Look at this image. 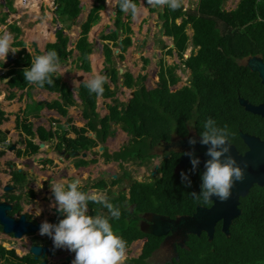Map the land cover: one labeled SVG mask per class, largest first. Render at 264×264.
I'll return each instance as SVG.
<instances>
[{
    "label": "trees",
    "instance_id": "trees-1",
    "mask_svg": "<svg viewBox=\"0 0 264 264\" xmlns=\"http://www.w3.org/2000/svg\"><path fill=\"white\" fill-rule=\"evenodd\" d=\"M99 1V0H97ZM225 0H199L193 12H187L182 9L172 11L165 6L164 12H161V29L163 35L172 36L174 47L178 56L182 58L187 47L188 36L185 32L187 22L191 23L193 35L191 43L198 46L196 53L183 59L185 68L189 69L191 76L186 84L175 90L171 86L175 85L180 76L176 73L177 65L171 64L166 67L167 76L163 78L158 85L147 90L143 80L145 75H139L137 79L132 77L129 71H124L123 86L132 88L136 86L133 96L128 102H120L116 97V86L111 88L108 83L104 85V97H112L114 105H109V113L104 117H99L95 112V100L97 95L89 93L85 83L80 85L78 93L84 104L83 115L89 117L85 127L72 126L71 130L75 133L74 138L66 136L67 132H56L58 139L56 149H76L91 148L96 146V140L104 142L107 135L114 134V128L111 123L119 125L121 129L130 135L129 143L141 144L147 140L152 142H167L171 132L176 131L179 135H184L189 131L188 127L193 126L194 130L201 136L204 123L208 119H213L218 127L223 128L227 125L230 135L228 140L234 137L240 130H253L256 127L264 132V118L260 115L246 111L239 103V96L252 97L264 92V86L259 82L256 72L249 69L248 66L238 63V59L245 55H257L260 53L264 58V0H240L232 10L223 9ZM13 0H5V4L12 8ZM138 5V0H133ZM102 5L96 6L88 14L87 19L82 24V30L76 43V48L80 52L78 59L81 61L83 69L89 70L88 56L92 51V45L87 40L89 28L97 21L99 15L97 10ZM155 9V8H154ZM153 9V10H154ZM79 0H58V6L55 10L59 21H72L79 13ZM151 10V11H153ZM184 12L186 14H184ZM123 12L117 4V12L114 21L115 29L107 35L111 37L113 43L121 28L124 37L121 40L119 57L123 58V51L131 45L130 20L122 19ZM129 12L127 17H130ZM185 16L187 18H185ZM183 18L177 24V18ZM56 41L46 45V53L55 50L58 53L60 64L65 62L70 50L67 49L68 36L61 29L57 30ZM106 36V35H104ZM110 40V38H108ZM112 48L106 43L103 46V52L106 60L112 65ZM168 48V53H171ZM21 57L15 61L16 67L5 72V77L11 76L8 84L10 87L20 89L31 87L32 85L24 80L23 70L31 67L32 56L25 52H20ZM147 62V59H145ZM114 76L113 81L117 79V69L112 65ZM54 84L49 86L45 84L43 89L48 91H60L63 103L54 100L52 105L61 113L66 112V107L74 104L72 92L68 86L61 81L56 73L53 75ZM155 79V77H153ZM115 85V84H114ZM13 93L10 94L12 96ZM9 96V97H10ZM115 97V98H114ZM264 97L262 96L261 99ZM121 107V108H119ZM0 110V118L3 117ZM100 124V127H97ZM22 131L29 137L34 133L30 129V124L21 126ZM87 128L96 133L95 138L87 137L85 132ZM40 137H46L40 128ZM152 136V138H151ZM2 137V136H1ZM3 138V137H2ZM239 141V140H238ZM38 145L28 139L24 151L16 150V155L26 156L34 154ZM102 150L106 156V161L111 158L118 159L120 153L109 154ZM122 153V152H121ZM3 151L0 150V155ZM94 154H97L96 152ZM122 155V154H121ZM149 152L147 156H152ZM123 156V155H122ZM177 154L164 159L158 168L162 175L158 177L159 185L156 188L151 186V182H141L147 184L150 196L157 202H160L157 211L159 214H167L169 217L176 218V214H188L194 210L196 204L203 203V200L194 199L190 192L200 191L201 179L199 178V169L197 172H187L186 175L191 181V187H186V182L181 180V172H186L180 168L175 171L178 163ZM48 161V160H46ZM94 161V159H90ZM85 164L87 161L81 160ZM11 165V164H10ZM11 178L14 181V187L19 191L18 194H12L15 199L9 214H14L22 209L20 200L23 195L27 174L23 170L10 168ZM153 182V181H152ZM140 184V183H137ZM141 187H131V196L129 199L134 201L137 206L135 211L141 212L145 208L142 195L139 194ZM253 190L241 198V213L236 217L230 226L229 235L220 230L217 225L212 239L208 238L205 231L202 232L201 240L196 239V234H190L184 243V247H177L176 257L171 263L166 264H264V185L254 184ZM30 199L33 198V192L27 191ZM26 195V196H27ZM27 196V197H28ZM29 198V197H28ZM150 210V209H144ZM174 211L173 216L171 212ZM129 212L128 219L125 221L121 216L119 220L109 217L113 231L126 241L127 247L131 242L144 235L133 221L135 219ZM179 214V215H180ZM53 224H56L54 222ZM1 231V226H0ZM118 232V233H117ZM152 239H160L149 235ZM189 238L193 240L188 244ZM157 242H145L143 251L140 253L138 264H150L146 257ZM201 243V244H200ZM200 244V246L198 245ZM187 257L181 259L182 254ZM134 257L127 258L128 264H137ZM39 258H33L32 254L27 253L22 256L17 255L14 250L0 245V262L4 264H38ZM125 261V262H126Z\"/></svg>",
    "mask_w": 264,
    "mask_h": 264
},
{
    "label": "crops",
    "instance_id": "crops-1",
    "mask_svg": "<svg viewBox=\"0 0 264 264\" xmlns=\"http://www.w3.org/2000/svg\"><path fill=\"white\" fill-rule=\"evenodd\" d=\"M26 1L28 2L29 0H25L23 2L27 3ZM32 1L35 3L34 0ZM41 1L44 3L48 2L50 4L52 16H49L51 13L48 11V9H45V12L48 16L43 20L41 19L42 20L41 22L34 23L37 32L35 31L32 34L33 38L27 40L24 38V31L26 30L27 32L28 30L31 29L30 27H27L25 25V22H22L20 20V18L24 14L21 16H17L19 14L14 13L15 9L13 6V2L11 8L5 4V0H0V35H2L5 31L10 32L14 37V43L12 47L19 48V51H17L15 54L9 52L6 56L5 62L0 61V85H5L7 89V91L4 90L0 91V110L4 113L3 117L0 118V142L3 144L0 145V150L3 151V154L0 155V157L5 155V150H4L5 147L9 146L10 151L14 150L11 152L12 158H9L10 160L6 162L8 169L17 168L19 170H23L27 174L28 177H26V183L24 188H26L27 191L28 190L32 191L34 194L33 196L37 197L39 202H42L44 199H52V201H54V196L50 189V183L54 178H64L68 182H72L75 179H80L83 185L82 188L80 189L81 191L84 192L100 191L98 188H101L102 185L99 183H94L92 181V178L98 175L96 170L99 167H101L102 160L104 161V159H106L104 152L97 149L100 146H102V150L104 149V147H106L107 149L105 151H107V153L109 154H112L113 152L120 153L118 159L111 158L109 159L111 163L109 162L107 165H104V166H109V169L111 171H115L116 170L115 161H120L121 166H123V163H128L133 161L137 162V166H142V165L144 166L143 161L150 157L147 155L149 154V152H152L153 148H155L158 144L157 142H152L151 140L150 141L147 140L146 142H143L141 144L140 143L135 144V142L131 144L129 143L130 135L127 132H125L123 129H121L119 125H114L113 123H111V128H114V134L107 135L104 142H100L97 139L96 146L87 149H83L81 147L76 149L69 148L67 149V151L65 149H62L63 147L61 148V150L56 149V144L58 141L56 137V132L61 133L62 131H66L67 137L74 138L76 135L73 132V130H71V127L72 126L85 127L86 123L89 120V117H84L83 115V110L85 107L78 93V89L80 85L86 83L90 78H92L97 74L107 76L108 78L107 83L109 87L114 88V86H116V89L119 90V92L124 90H129L130 97L128 99L122 100L119 97L115 96L120 102H128V100L133 96L131 92H133L134 94V90L136 89V86H133L132 88L123 86L124 77L122 74L124 73V71H129L134 79H137L139 75H145V79H146V73H141V74L137 73L139 70L136 69V66L131 67L130 65H128L127 67L129 68H127L125 66L126 62L125 64H123L126 57L125 53L127 52L129 46L126 48L125 51H123L122 53L123 58L119 57V54L121 52L120 50L121 40L124 37L121 28L118 32L116 39L114 40V43L111 37H107V35L115 29L114 21L117 12L116 0H109L108 4L106 3V0H104V2L103 0H99V1L79 0V7H80L79 13L74 17L72 21L67 20L65 22L59 21L56 17L55 10L58 6V0H41ZM197 2L199 3V0ZM98 5H102V7L97 10L99 18L89 28V31L87 32V40L92 45V51L88 56L89 70H86L83 69V67L81 66V61L78 59L80 52L75 46L77 40L80 37L82 30L81 26L83 22L87 19L88 14L92 11V9H95L96 6ZM182 6H183L182 9L187 11L184 8V4ZM34 8L35 10L36 9L40 10L41 6L40 4L39 6L34 5ZM137 8L139 11H138V15L135 17L136 19L139 17V14L142 12V10L146 9L148 13H150L156 11L155 9H158L157 10L158 13L156 14L157 17L156 21L153 22L152 26L154 27L157 26L159 29V33L161 37L159 38V41L161 43V47L163 48L160 54L164 50V54L166 56H171V57L173 56V58L178 57L179 63L174 64L177 65L176 73L178 66L183 67V70L186 69L187 71H189V73H191L190 70L185 68L184 64L182 63V58L183 59L187 58L191 54V52L196 53L198 49V46H193V44L191 43V39L193 35V28L191 27V23L187 22L185 27L186 34H187V26H190L192 30L190 35L187 34L188 40L185 51H187L188 54L186 55L188 56L184 58V53H185L184 51L182 55L183 57L180 58L174 47L173 37L163 35L162 31H160L161 20L159 19V15L161 13L160 11L164 12L165 7L163 8L152 7L147 4V0H138ZM184 14L186 13L184 12ZM127 15L128 13L123 12L122 19L124 21L128 19L131 20L132 15L130 17H127ZM48 17H50L53 24L58 23V25L51 26L49 24ZM185 18L187 17L185 16ZM182 19L183 18L180 17L177 18L176 23L179 24L182 21ZM39 25L40 26L46 25V27L38 28ZM111 25H113V27ZM96 28L98 30H96ZM59 29H61V31L68 36L67 49L71 51L70 54L67 55L66 61L60 64V72H63V74L60 75L59 72L57 73L60 76L61 81L64 82L71 90L72 99L74 100V104L66 107L65 113L59 112L52 105L54 100L63 103V99L61 98V92L59 90L48 91L46 89L39 88L33 84H31L32 85L31 87L28 88L26 87L23 89H20L18 87H10L8 81L11 76L5 77L4 75L7 70L16 67L17 64H15V61L17 58L21 57L20 54L21 51L25 50V52L29 53L32 56V59H34L38 55V53L35 52V49L40 51V54L46 53V49H45L46 45L48 43H53L56 41L55 33ZM103 32L106 33L102 34ZM25 36L27 38L31 37L28 36L27 33H25ZM167 37L172 38L171 43H173V46L170 45L168 47V45L165 44V41L162 40V38L164 39ZM108 38H110V40ZM146 39L147 38L145 36L139 38V40L143 42L146 41ZM106 43L112 48L111 49L112 50L111 57L113 60L112 65H114L115 68L117 69V79H115L116 82H114L112 79V77H115L113 75L114 72L112 71V65L106 60V57L103 52V46ZM168 48L172 49L171 53H168ZM147 56H149V54H147ZM145 59H147V62H145ZM139 61L141 66L147 65L148 62H150L151 64V70L148 71V74L151 75V79L153 80V83L152 85H149L150 88H148L145 85L147 90L155 88L158 85V83H160V81L167 76L166 67L171 65V64H166L162 56L157 64L156 62L152 61L151 56H150V60L148 57L142 56L139 58ZM175 61L177 60L175 59ZM153 77H155V79H153ZM173 87L171 88V90H175L173 89ZM11 93H13L12 96H10ZM120 94H123V92H121ZM109 105H114L112 97H104L102 95L96 97L95 112L98 114L100 118L104 117L109 113V109H108ZM26 123L30 124V129L34 133L33 137H29L26 133H24L21 130L22 129L21 126ZM97 127H100V124H97ZM40 128L43 130V133L46 134V137L44 138L40 137L39 135ZM188 128L191 129L193 128V126L190 125ZM172 133H176V131H173ZM85 135L87 137L95 138L96 133L93 130L87 128ZM13 137H18V138L23 137L22 138L23 142L17 144L16 147L15 144H11L13 141L12 140ZM28 139H31L32 143L38 145L37 151L31 155L18 157L16 155L17 152L16 150L21 149L22 151H24ZM40 143H42V146H40ZM109 143L114 144L112 145L113 147L112 149H109L108 147ZM11 146L14 147L10 148ZM63 150H65V154H61V151ZM95 152L97 154H94ZM7 154H10V152H7ZM91 156L94 157L93 158L94 161L89 160ZM143 157L146 158L142 159ZM15 160H18V162H16ZM81 160H85L87 162L83 164L80 162ZM25 164L27 165L25 166ZM93 165L97 166V168L93 169L92 167ZM133 165L135 166L136 163ZM34 168H37L35 171L37 180L35 178L36 180L35 182H33L32 179H30L29 177V175L32 174ZM9 170H8V174L9 177H11ZM116 182L111 181L110 184L111 185L114 184V186H117ZM36 183H41L42 187L38 189ZM108 199L109 202H111L115 207L119 208L121 212V217L124 218L126 213L121 209V204H120L121 199L116 196H112L110 193ZM126 199L128 198L125 197V201ZM52 203L53 204L49 203L45 205V208H42V216L44 219L42 220L41 218L42 222L47 220L46 218L50 215L61 214V212L58 211V209L53 206L55 202ZM94 205H98V204L89 202L88 210L89 208L93 210ZM96 210H98V212L102 213L104 216L110 217L108 210L103 206L99 205L96 208ZM52 223H54V221ZM38 233L39 231L36 232V234ZM131 257H134V255H132ZM69 259H70V263L69 262L68 263L71 264L74 258L72 256ZM64 260L67 261L66 259ZM61 262L62 259L60 260V263Z\"/></svg>",
    "mask_w": 264,
    "mask_h": 264
},
{
    "label": "clouds",
    "instance_id": "clouds-1",
    "mask_svg": "<svg viewBox=\"0 0 264 264\" xmlns=\"http://www.w3.org/2000/svg\"><path fill=\"white\" fill-rule=\"evenodd\" d=\"M106 3L108 4L109 0H106ZM116 3L122 12H130L133 17L138 15L139 10L133 0H116ZM183 3L184 0H147V4L152 7L167 6L172 11L180 9ZM13 43L14 37L10 32L5 31L0 35V61L5 62L9 52L15 54L19 51V48L12 47ZM58 72L63 74L60 72L59 56L55 50H51L32 59L31 67L23 70V76L27 83L43 88L45 84H54L52 77ZM107 81V76L97 74L85 83V87L89 93L101 96ZM203 129L199 142L207 146L206 155L210 159L205 161L200 191H192L190 194L198 201L202 199L204 203L211 201L213 196L223 202L230 198L234 182L243 181L244 170L228 155L230 148L227 138L230 133L227 125L218 127L210 118L204 123ZM188 142L190 145L197 143L194 138H190ZM184 154L191 158L190 163L194 171L199 158L193 157L191 151ZM221 157H224L223 161ZM181 180L186 182V187H191V181L184 172H181ZM36 184L38 189L42 187L41 183ZM82 186L80 179L68 182L64 178H54L51 181L50 189L55 201L53 206L64 214V218L56 224L43 221L39 234L50 237L54 247L74 252L75 258L71 264H125L128 258L126 241L114 233L109 217L87 214L91 202L103 206L112 219L119 220V208L109 202L105 193L84 192L80 190ZM39 214L40 209H37L35 215Z\"/></svg>",
    "mask_w": 264,
    "mask_h": 264
},
{
    "label": "rangeland",
    "instance_id": "rangeland-1",
    "mask_svg": "<svg viewBox=\"0 0 264 264\" xmlns=\"http://www.w3.org/2000/svg\"><path fill=\"white\" fill-rule=\"evenodd\" d=\"M31 1L32 0H29L28 2H31ZM34 1L36 3V4L34 3L35 5L39 6V4H40V6H41L40 10H38V9L35 10V8H33V6L28 7V5H27L28 3H24V2H22V0H13V6H14V9H15L14 13L19 14L17 16H21V15L24 14L20 18V20L22 22H25V25L27 27H30V29H31V30H28L27 32H26V30L24 31V38L27 39V40H30L31 38H33L32 34L35 31L37 32V29L35 28L34 23L35 22H41L43 19H45L48 16L46 14V12H45V9H48V11L51 13L49 16H52L50 4L48 2L44 3L41 0H34ZM197 1L198 0H184L183 4H184V8L187 10V12H189V11L193 12L195 10V6L197 5ZM239 1L240 0H225L223 2V4H222L223 9L228 10V11L232 10L233 8H235L237 6ZM19 2H21V3H19ZM155 10L156 11L150 12V13H148V11L146 9L142 10V12L139 14V17L137 19L135 17L131 16L132 18L130 20V26L132 28V32L130 34H131V38H132V44H131V46L128 47L127 52L125 53L126 54L125 61L123 62V64H125V62H126V64H125L126 67L128 65H130L131 67L132 66H136V69L139 70L137 73H140V74L141 73H146V79L143 81V83L148 88H150L149 85H152V83H153V80L151 79V75L148 74V71L151 70V64H150V62H148L147 65L141 66L140 65V61H139L140 57H142V56L143 57H148L149 60H150V56H151L152 61L156 62V64L159 62V59L161 58V56L163 57V60L166 62V64L179 63L178 57L173 58V56L172 57L171 56H166L164 54V50L160 54V52H161V50L163 48L161 47V43L159 41V38H161L160 37V33H159V29H158L157 26L156 27L152 26L153 22L156 21V18H157L156 14L158 13L157 12L158 9H155ZM160 12H162V11H160ZM48 18H49V24L51 26L58 25V23L53 24L52 20L50 19V17H48ZM134 21H136V22H134ZM111 26L113 27V25H111ZM39 27H43V26L39 25L38 28ZM96 30H98V29L96 28ZM191 32H192L191 27L187 26V34L190 35ZM25 33H27V35L31 36V37L27 38L25 36ZM105 33L106 32H103L102 34H105ZM142 36H145L147 38L146 41L143 42V41L139 40V38H141ZM171 39L172 38H170V37H167V38H164V39L162 38V40L165 41V44L168 45V47L170 45L173 46V43H171V41H172ZM147 54H149V56H147ZM186 54H188L187 51H185V53H184V58L186 56H188ZM36 55H37V53H36ZM175 59L177 61H175ZM141 63H142V60H141ZM127 68H129V67H127ZM177 74H179L180 80L177 82L176 85H174V87L172 86L173 89L180 88L181 86L186 84L187 81L189 80L190 76H191V73H189V71H187L186 69L183 70V67H180V66H178ZM0 87H2V88H0V91L1 90L7 91L5 85H0ZM121 92H123V94H120ZM121 92H119V90H117V94L115 96L119 97L122 100L123 99H128L130 97L129 90H124V91H121ZM171 137H172V132H171ZM22 138L23 137H19V138L18 137H13V139H12L13 141H12L11 144H15L16 147H17V144L23 142ZM236 140H237V136H236V133H235L234 137L231 138V142H235ZM0 145H3V144L0 142ZM112 145H114V144H110V143L108 144L109 149L113 148ZM4 150H5V155L0 157V202L4 201V202L12 204V203H15V199L11 198V199L8 200L7 198H4L3 195L5 196L4 188H6L7 186H10L8 188L9 194H18L19 193L17 188L14 187L13 179L11 177H9L8 170L10 168L8 169V166L6 164V162L8 160H10L9 158H12L11 152L14 151V150L10 151L9 150V146L5 147ZM7 152H10V154H7ZM145 158L146 157H143L142 159H145ZM15 161L18 162V160H15ZM143 162H144V164L146 162H149V158L144 160ZM132 163H136V165H137L136 161L128 162L127 164H125L126 167L123 169L124 173L122 175V176L127 177V179H128L126 184L127 185H129V184L131 185L129 187V191L130 192L126 193V192H124L123 188H121L122 190H119V194L120 195L126 194V195H124L125 197H127L128 194H130V196H131V187H141L139 194L142 195V200L145 203V208L144 209L157 210L156 208L161 206V205H160V202H157L156 200H154V198H152L150 196V189L151 188L148 191L147 187H149V186L147 184H142V183L137 184L138 182L133 181V180L131 181L130 176L128 175V172H130V169L127 168V167H131V165H133ZM95 165L92 166L93 169L97 168V166H95ZM36 169L37 168H34L32 174L29 175L30 179H32L33 182H35L37 180L36 174H35ZM153 169H155V168H151L150 167L147 171L150 172ZM115 171L118 172V170H115ZM191 171H193V170H191ZM141 172H142V168L141 167H137L135 169V174L136 175H139V173H141ZM193 172H194V174L196 176L197 172L196 171H193ZM202 173H201V175L199 174V178L200 179L202 177ZM35 178H36V180H35ZM157 178L154 179L153 182H151V186L153 188H156L159 185V182H158ZM201 182H202V179H201ZM33 184H35V183H33ZM117 186H119V185L117 184ZM252 190L253 189L251 188V191ZM23 192H25L26 195L28 193L27 189L24 188V187H23ZM112 192L114 194L113 196H119V194L114 193L113 190H112ZM26 195H23V197H22V199H23V201H21V205L23 207L22 211L30 212V211H32V209H34V212H36L37 209H40V212H41L42 208H45V205H47L49 203L53 204L52 202H55V201H52V199H44V200L42 199L43 201L39 202L37 197L34 196V198L30 199V196H28V195L27 196L29 197V200L27 201ZM24 198H26V199H24ZM122 204L124 206V210L127 213L126 218L128 219V216L130 215L129 212H131V208L134 206V201L129 199V196H128V199H126V201H123ZM239 206H240V204H239ZM144 209L142 211H144V213H145L146 210H144ZM238 209L240 210V208H238ZM136 210H137V206H136ZM155 212H157V211H155ZM172 213H174V211L171 212V215L173 216L174 214H172ZM192 215H194V213ZM35 216H37V215H35V213H34L33 217H35ZM231 224H232V222H231ZM231 224H229L228 230L230 229ZM138 228L141 229V227H138ZM143 228H142V230H143ZM221 230H223V229L221 228ZM143 232H144V230H143ZM201 235L202 234H197L196 239H198L199 241H201L203 243V240H201ZM37 236L41 237V238L45 237L46 240H49L50 243H53L52 239L49 238L47 235L42 236V235H40L38 233ZM226 236L228 237V234ZM31 237H32L31 235H23L22 238H15L12 235L5 234L4 232L0 231V245L6 247L8 249L12 248L17 255L22 256L26 252H28V246L30 245L29 241H30ZM192 240H193L192 238H189L188 244L193 245L191 243ZM25 243H27L26 246L23 245ZM158 244H159V241H158L157 245ZM200 244H198V245L200 246ZM135 247H136V241L134 240L127 247V257H131L134 254L133 250L135 249ZM153 248H152V250H154ZM53 253H54L53 255L52 254L48 255L46 264H54V263L56 264V263H59L61 259H62V263H66L67 264V261H65L64 259H65V256H68V255L73 256V258H75V253L67 250L66 248H62V249L57 250L56 252H53ZM32 256H33V258H35L34 255H32ZM60 257H62V258H60ZM186 257H187V254L183 253L182 256H181V259H184ZM41 261H43V260H40L38 262V264H41ZM138 262H139V257L137 256L136 263L138 264ZM0 264H4V263L0 262ZM125 264H128L127 261L125 262Z\"/></svg>",
    "mask_w": 264,
    "mask_h": 264
},
{
    "label": "flooded vegetation",
    "instance_id": "flooded-vegetation-1",
    "mask_svg": "<svg viewBox=\"0 0 264 264\" xmlns=\"http://www.w3.org/2000/svg\"><path fill=\"white\" fill-rule=\"evenodd\" d=\"M255 58H260V61H258L257 65H260V64H264V58H263V55H261L260 53H258L257 55H245V56H242L241 58H239L237 61L239 64L241 65H245V66H248L250 70H252L250 68V62L251 63H254V59ZM254 71V70H252ZM256 72L258 78H259V75H258V72L257 71H254ZM259 82L261 83L260 81V78H259ZM261 85L263 86V84L261 83ZM264 90V88H263ZM262 96L264 97V92L261 94H258L256 96H252V97H246V96H239L238 97V103L248 112H251L249 111L248 109H246V105L245 103L244 104H241L239 102V99H243L246 104H249V105H258V104H264V98H262ZM252 113V112H251ZM253 114H256V113H253ZM256 115H260V114H256ZM261 117L264 118V116L260 115ZM189 131L186 132L184 135H179L177 133H172V137L170 135L169 137V140L167 142L163 141V142H160L157 144V146L155 148H153V155L151 157H149V162H146L144 164V166H137V165H131V167H127L130 169V172H128L129 176H130V179L131 181H136L138 183H141V182H152L154 179H156L159 175L161 176L162 173L161 172H158V168L160 167L162 161L164 159H167L168 157H171L174 153L177 154L178 156V163H177V166L175 168V171H177L178 169L180 168H183L186 170L185 174L187 172H191L192 169V165L190 163V159H187V163L186 164H180V158L182 155H185L184 153L185 152H188V151H191L193 153V157H197L199 158V163H205V155H206V152L203 150V148H200L199 150L197 148L194 147V145H185L187 142H184L182 141V137H188L189 135H195L196 137H201L195 130L194 128H188ZM263 129H264V122H263ZM241 134H246V135H251L253 137H257L259 139V141H264V132H262L261 130H259L257 127L253 130H238L237 131V140L235 142H231L229 141V146L232 144L233 145V149H236L237 153L238 154H243L245 151H247L248 147L247 145L245 144ZM239 140V141H238ZM102 151V150H101ZM201 155V161H200V155ZM94 157L91 156L90 159H93ZM89 159V160H90ZM111 163V161H104L102 160L101 162V167H99L96 172L98 173V175L94 178H92V181L94 183H99L102 185L101 188H98L101 192L105 193L107 195V197H109V193L113 196V192L112 190L114 191V193L116 194H119V190H122L121 188H123L124 192H128V189L129 187L131 186L130 184L127 185L126 184V177L125 176H122L124 171L123 169L126 167L125 164L127 163H123V166H121V162L120 161H115V166H116V170H118V172L116 171H111L109 169V166H104V165H107L108 163ZM198 163V165L196 166V169H199L198 173L201 175L202 172H204L205 170V166H201L200 164ZM132 164H135V163H132ZM137 167H141L142 168V172L139 173V175H136L134 170L137 168ZM155 168L153 169L152 171L148 172L147 170L149 168ZM132 173V174H131ZM113 176V177H112ZM159 176V177H160ZM139 177V178H138ZM158 179V178H157ZM128 180V179H127ZM145 180V181H144ZM116 182L119 186H114V184H110V182ZM10 186H7L6 188H4V194L5 196L3 195L4 198H7L8 200L11 199V195L12 194H9V188ZM125 187V188H124ZM253 187V186H252ZM6 189V190H5ZM251 190V187L250 189L248 190V193L250 192ZM130 192V191H129ZM128 192V193H129ZM247 193V194H248ZM246 194V195H247ZM126 195V194H124ZM124 195H120L119 196H116L118 198L121 199V209L122 211H125L124 210V206L122 204L123 201H125V196ZM128 196L130 197V194H128ZM27 197V196H26ZM245 196H239V203L237 205L238 208H240L239 204L241 203V198H243ZM34 198V196H33ZM128 198V197H126ZM26 199V198H24ZM29 200V198L27 197V201ZM21 201H23V199L20 200V204H21ZM213 201H209L208 203H200V204H196L194 206V210L191 212V213H188V214H176V218L174 217H169V215H161L157 212H154V211H151V210H146V212L144 213V211H141V212H137L135 211V203H134V206L131 208V216L134 217L135 219H133V221L138 225V227H141V231L143 232L142 230V227H147L149 226V224L151 223L150 221V218L153 216V215H158L160 216L161 218V221L162 223H168V227H170L169 231L166 233V234H163L161 236H156L158 238H160L159 240L158 239H152L149 237V235H152L150 233H146V232H143L144 235L142 236H139L138 238L134 239L136 241V247L135 249L133 250L134 251V257H139L140 256V253L143 251V248L145 246V242L148 241V242H152V243H155L157 241H159V244L157 246H155L152 250L150 251V253L148 254V256L146 257V260L151 263V264H166V263H171L172 259L176 257V253H177V250L176 248L177 247H184V243L185 241L188 239L189 235L191 233H188V232H185V234L183 233L182 230H184V226L183 225H179L178 224V220L180 219L181 216H188V217H191L193 213L196 212V208L197 206H205L206 208H210V206L212 205ZM11 205V209L13 207V204L14 203H9ZM22 206V205H21ZM99 205H94V208L93 210L91 208H89L88 210V213L89 215H93V216H96V215H102L104 216L102 213H99L98 210H96V208L98 207ZM10 209V210H11ZM10 210H7V213L9 214V211ZM23 210V207L20 211L18 212H15L14 214H9V215H15V216H19L20 214H24L26 216V220L27 221H32V222H37L39 220H43V216H42V211L40 212L39 215L33 217V214L35 213L34 212V209H32V211L28 212V211H22ZM54 212V211H53ZM126 213V211H125ZM240 213H241V208H240ZM180 214V215H179ZM127 213L126 215L124 216V220L126 221L127 218ZM106 217V216H105ZM64 218V214L61 212L60 215H56V214H53V215H50L48 216L46 219V221H48L49 223L51 222H56L58 223L60 219H63ZM234 219V218H233ZM41 220V222H42ZM217 225L220 227V230H221V227H222V220H219L215 223V229L217 227ZM215 229H214V232H215ZM203 231H201L200 234H202ZM26 235H31V239L29 241V244L32 245V244H35V245H40L42 247H46V250L41 252L38 256V258L40 260H43L45 259L47 261V258H48V255L50 254H54L53 252H56L57 250H60L62 248H56L54 247L53 243H50L49 240H46L45 237L44 238H41V237H38L36 233H30V234H26ZM154 236V235H152ZM50 238V237H49ZM133 240V241H134ZM132 241V242H133ZM27 244V243H25ZM130 251V250H129ZM132 252V251H131ZM29 252H26L25 254H27ZM31 254V253H30ZM33 255V254H32ZM66 257H69L71 258L72 256L68 255V256H65V259ZM62 258V257H60ZM68 262H70V259L69 261H67V264ZM55 264V263H54ZM56 264H63L62 262L60 263H56Z\"/></svg>",
    "mask_w": 264,
    "mask_h": 264
},
{
    "label": "water",
    "instance_id": "water-1",
    "mask_svg": "<svg viewBox=\"0 0 264 264\" xmlns=\"http://www.w3.org/2000/svg\"><path fill=\"white\" fill-rule=\"evenodd\" d=\"M104 2V0H103ZM35 52L40 54V51L35 49ZM260 58H255L254 63L250 62V68L254 71L258 72L261 83L264 86V64L257 65ZM133 95V92H131ZM241 104L246 105V109L251 111L252 113L260 114L264 116V104L258 105H249L243 99H239ZM245 144L248 149L243 154H238L236 149H233V145L229 146L230 152L228 155H231L238 166H240L244 170V179L243 181L234 182V186L231 189V196L228 200L221 202L217 197H211L213 203L210 208H206L205 206H197L196 212L191 217H180L178 220L179 225H183L185 228L183 233L185 232L191 234H200L201 231H205L208 235L209 239H212L215 229V223L219 220H222V231L225 234L229 235L228 226L231 224L233 218L237 217L240 214V210L237 208L239 203V196H245L248 193L250 187L254 184L259 186L264 185V141H259L257 137H253L251 135L241 134ZM182 141L187 142L185 145L189 144V139L194 138L197 143L194 145L198 150L203 148L205 152H207V146L202 145L199 141L201 137H196L195 135H189L188 137H182ZM229 142V141H228ZM42 146V143H40ZM232 146V147H231ZM11 146L10 148H13ZM98 150H102V146L97 148ZM61 154H65V150L61 151ZM200 155V154H199ZM39 159V158H36ZM187 159H191L187 155H182L180 158V164H186ZM200 155V161H201ZM210 159L209 156L205 155V161ZM221 160H224V157H221ZM201 166H205V163H199ZM27 164H25L26 166ZM11 209V205L7 202H0V226L2 232L5 234H11L15 238H22L23 235L36 233L39 231V227L41 225V221L32 222L27 221L26 216L24 214H20L18 217L15 215H9L7 210ZM161 217L158 215H153L150 218V224L147 227H142L144 232L150 233L154 236H161L166 234L170 227H168V223H162ZM26 246V244H23ZM46 250V247H42L40 245H29L28 252L33 254L37 259L39 254ZM66 260H69V257H66ZM46 260L43 259L41 264H46Z\"/></svg>",
    "mask_w": 264,
    "mask_h": 264
},
{
    "label": "bare ground",
    "instance_id": "bare-ground-1",
    "mask_svg": "<svg viewBox=\"0 0 264 264\" xmlns=\"http://www.w3.org/2000/svg\"><path fill=\"white\" fill-rule=\"evenodd\" d=\"M23 1H25V0H23ZM23 1H22V2H23ZM26 2H27V1H26ZM19 3H21V2H19ZM27 3H28V4H27V5H28V7H30V6H33V8H34V5H35V4H34V2H33V1H31V2H27ZM31 8H32V7H31ZM44 27H46V25H45V26H43L42 28H44ZM50 33H51V32H50Z\"/></svg>",
    "mask_w": 264,
    "mask_h": 264
}]
</instances>
